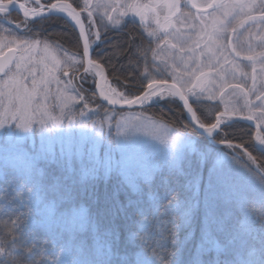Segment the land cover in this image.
<instances>
[{
    "label": "trees",
    "instance_id": "trees-1",
    "mask_svg": "<svg viewBox=\"0 0 264 264\" xmlns=\"http://www.w3.org/2000/svg\"><path fill=\"white\" fill-rule=\"evenodd\" d=\"M10 17L19 19L16 14H10ZM39 23H35L31 31L22 33L1 22L0 27L20 39L55 41L76 52L71 43L74 42L72 29L64 19L49 17L42 21L43 25L36 26ZM61 33L65 39H56ZM101 33L102 39L92 56L104 65L109 79L118 88L133 93L150 81L168 80L161 61L156 62L160 65L159 70L153 66L147 74L143 62L136 72L132 71L136 67L134 61L131 66L120 68L118 59L125 57L130 62L129 56L125 55L112 59V64L118 69L117 83L109 67L113 46L120 45L127 51V42L132 36L137 38V43L145 42V47L148 39L138 24L129 21L123 22L119 30L110 27L104 30L101 26ZM120 41L121 44L118 43ZM125 75L128 80H125ZM80 92L85 97V112L93 113L94 119L101 112H111L101 106L90 92ZM191 103L198 120L206 126L214 123L216 114L221 111L218 103L197 99ZM130 112L192 136L199 149L186 153L180 171L157 170L151 189L141 183V191L136 194L125 186L116 171L102 173L93 167L88 157L79 162L73 159L68 166L64 162H40L27 181L7 172L0 182V199L8 206L1 209L0 205V245L7 246L14 236L17 237L18 231L24 232L23 264H44V257L52 260L58 252H64L73 264H136L134 256L140 249L158 254L159 264H264V218L248 210L253 202L264 204V184L256 175L247 173V178L253 179L257 185L256 194L245 197L233 196L230 191L218 193L217 201L223 206L210 209L208 197H212L211 203H214L212 194L218 192L205 189L204 177L213 159L205 156L204 149L211 145L186 123L178 102L166 100ZM252 136L253 129L249 125L235 123L231 127H223L215 140L244 146L264 171V156L252 147ZM222 151L232 156L230 151ZM232 160L241 166L238 160ZM88 170L94 176L84 177ZM19 186L25 190L34 186L40 188L38 202L31 207L23 204L17 189ZM51 204L59 212L82 205L86 210L83 231L70 228L62 220H44L45 210ZM158 216L167 220L163 233L166 244L161 249L155 248L154 240L144 241L139 237L131 240V236L138 233L142 221L147 220L152 225Z\"/></svg>",
    "mask_w": 264,
    "mask_h": 264
},
{
    "label": "snow or ice",
    "instance_id": "snow-or-ice-1",
    "mask_svg": "<svg viewBox=\"0 0 264 264\" xmlns=\"http://www.w3.org/2000/svg\"><path fill=\"white\" fill-rule=\"evenodd\" d=\"M93 8L96 11H93ZM109 8L113 12L118 9L123 10L119 11L118 17H113L108 14ZM208 9H212V12H207ZM101 10H103L102 14ZM12 11L22 12L23 19L15 26L18 29L23 27L26 31H31L33 22L53 13L66 14L70 20L65 19V23L72 29L74 42L71 43L76 52L68 56V59L60 61L53 55L55 51L53 44L35 39H19L8 29H4L12 38L6 44L0 43V127L9 122H15L16 127L30 128L36 115L45 109V105L38 97L46 101L50 94L49 85L53 81L57 85L61 84L56 75L57 72H62L64 76L69 77L64 82L63 91L65 92L69 88L75 90L73 81L78 77L81 79L88 76L93 79L99 77L104 84H107L104 65L91 55L93 45L102 39L101 26L104 30H109V25L114 27L120 25L122 18L131 12L139 17L142 23L151 16L156 28L148 31L147 34L154 39L147 40V47H145V42L137 43V38L132 36L127 42V51L120 45L113 46L109 67L117 83H119L116 76L118 69L112 64V59L120 56L128 55L130 63L135 62L136 67L132 69L133 72H136L143 62L146 74L153 66L159 70L160 65L156 62L160 60L159 53L165 48L180 54H194L197 49H200L201 56L205 55L204 49H207L208 60L202 65L199 57L190 56L189 59L195 64L194 68L188 70V65L185 63V71L176 76L170 85L167 80H154L147 85V90H143L142 95H136L135 98H128L123 93L118 94L115 88L111 91L116 98H110L105 94L104 85L97 84L104 99L113 105L121 101L128 105L136 103L143 105L151 101L153 97H162L164 92H167L169 96H179L188 106L189 96H206L211 100L216 98L214 89L219 91L220 98H223L229 89H232L234 93L238 90L242 94L243 106L234 107L231 113H228L226 108L225 112L217 117L215 123H210L208 127L200 123L199 126L211 134L224 121L226 113L229 118L231 115H239L243 120L255 121L257 129L255 139L259 145L264 146V36L256 37L260 51L253 49L251 44L247 51H242L239 41V29L245 24L253 22L264 25V0H231V2L208 0L206 3H197V0H162L157 3L126 5L119 0H113V2L82 0V3L81 0H72L70 3L58 0L57 3L46 2L45 4H41V0H23L20 3L18 0H0V14H3V19L8 20L7 17ZM85 12L87 15L82 19V13ZM209 17H211L210 25ZM8 21L12 23L11 20ZM234 36L236 39L233 38ZM18 39L19 42H17ZM56 39L64 40L65 36L62 33L57 34ZM4 48H7V51H4ZM149 54H151V61ZM65 55L68 54L65 53ZM229 56L233 59L229 60ZM176 59L183 62L184 56L174 57L173 65H169L167 60L161 63L164 64L165 69L172 67L174 71H178ZM239 61L250 63L251 74L243 70ZM257 64H259V71ZM224 65H230V68L225 69ZM205 67L208 71L204 70ZM229 75L233 81H236L238 77L250 78L251 86L241 82H229ZM128 79L129 77L125 75V80ZM258 83L259 88H257ZM251 95H255V100L259 103H254L250 99ZM239 99L240 97H237V100ZM188 111H193L191 106H188ZM229 147L241 148L242 145L229 143ZM246 154L255 162L250 153ZM0 249H5L9 256L17 257L19 264H23L21 234L18 237L14 236L7 246L0 245Z\"/></svg>",
    "mask_w": 264,
    "mask_h": 264
},
{
    "label": "rangeland",
    "instance_id": "rangeland-1",
    "mask_svg": "<svg viewBox=\"0 0 264 264\" xmlns=\"http://www.w3.org/2000/svg\"><path fill=\"white\" fill-rule=\"evenodd\" d=\"M206 1L208 0H197V3H204ZM110 2H113V0H110ZM119 2L126 5L129 3H157L162 2V0H119ZM121 10L123 9H118L113 12L111 8H109L107 11L109 15L118 17L119 11ZM93 11H96V9L93 8ZM102 11L103 10H101V14ZM125 18L139 23L146 36L149 39H154L147 34L148 31L156 28V24L151 16L145 23H142L139 17L131 12L122 19ZM0 19L7 23H9L8 20H11L12 23L9 24L14 30L26 31L23 27L19 29L16 28L15 25L20 22L19 20L12 17H7L8 20H5L3 19V14H0ZM210 21L211 18L208 20L209 25ZM43 23L36 24V26H41ZM32 26L34 27V24ZM109 27L118 29L120 25L115 27L109 25ZM160 35H162V33H160ZM3 37H7V39H2ZM11 38L12 37L8 36V32L0 27V43L6 44ZM19 39L17 42H19ZM26 39L29 40V38ZM47 42L53 44L55 48L53 55H55L57 60L64 61L68 59V56L75 54L57 43ZM118 43L121 44V41ZM97 44L93 45V49ZM123 44L122 42V45ZM3 50L7 51V48ZM65 53L68 55L66 56ZM159 55V61L167 60L169 65H173L174 57L180 55L184 56L183 62L179 59L175 60V63L179 66L178 71H174L172 67L165 70L172 79L185 71V63L188 65V70L195 67V64L189 59L190 56H193L192 54L175 53L165 48ZM221 61L223 63V59H221ZM117 62L120 68L132 65L125 57L118 59ZM162 65L164 64L162 63ZM224 68L228 69L230 65ZM163 69H165L164 66ZM56 75L59 77L61 84L57 85L53 81L49 85L50 94L46 101L42 97H38L41 103L45 105V109L36 115L30 128L22 129L16 127L15 122H9L5 126L0 127V182L4 180L7 172H11L27 181L35 172L39 163L46 160L50 161V163L64 162V164L68 166L73 159L79 162L84 161V157H88L93 167H96L105 174L111 170L116 171L123 183L132 193H139L141 191V183L146 185L148 189H151L152 180L157 170L166 168L168 170L180 171L181 162L183 158H185L186 153L199 149L198 143L194 139L177 133L173 128L167 127L159 121L144 118L138 115V113L120 114L114 112H101V115L94 119L93 116H91L93 113L89 114L85 112L86 108L83 102L85 97L80 91H92L95 79L91 76L85 79L78 77L79 83L77 81L75 82V80L73 81L75 90L69 88L65 92L63 91L64 82H66L69 77L64 76L62 72H57ZM228 81L233 82L231 75H229ZM105 88L111 93V90L115 88L118 94L123 93L128 96V98H132L134 95V93L126 92L118 88L115 83L110 81L107 82ZM214 91L216 95L215 99L219 98L222 103L223 113L226 108L228 109V113H231L234 107L243 106L244 102L241 99L237 100L235 96V98H231L229 94L220 98L219 91L215 89ZM60 93H62V95H60ZM81 97H83V99H81ZM194 97L207 99L206 96ZM164 100L171 101L173 97H157L151 102L146 103L145 106ZM228 113H226L225 116H228ZM102 147L104 148L101 149ZM204 154L206 157L213 159V164L204 177L205 189L208 192L218 191L216 194H212L214 203H211L212 197H208V206L210 209H219L223 206L222 203L217 201L218 193L230 191V194L233 196L244 195L245 197L256 194L257 185L255 181L253 179H248L246 176L247 173L250 175V172L241 168V166H237L236 162L232 160L230 156L210 148H205ZM246 161L248 167H250L252 165L251 161L248 158ZM92 175L94 176V173L88 170L83 176ZM21 189L22 188L19 187L18 190L20 191L23 204L27 207H31L38 202L40 188L34 186L29 190ZM0 205L2 206L1 209L8 208L7 204L1 199ZM43 219L48 220V222H58L62 220L70 228L83 231L85 224V208L81 205L72 208L70 211L59 212L56 211L53 204H51L49 208L45 210ZM166 226L167 220L162 219L160 216L156 218L152 225L149 221L144 220L139 225L138 233L131 236V240L135 237H139L144 241L154 240L155 248L159 250L166 244L163 234ZM20 234L24 240L26 234L22 231H18L17 237ZM134 257L136 264L160 263L158 254L151 253V251L149 252L144 249H140ZM44 264L73 263L64 252H58L54 255L52 260L44 257Z\"/></svg>",
    "mask_w": 264,
    "mask_h": 264
},
{
    "label": "water",
    "instance_id": "water-1",
    "mask_svg": "<svg viewBox=\"0 0 264 264\" xmlns=\"http://www.w3.org/2000/svg\"><path fill=\"white\" fill-rule=\"evenodd\" d=\"M58 1H54L53 3H57ZM59 2H63V1H59ZM64 3H67V2H64ZM79 11V10H78ZM195 11V10H193ZM212 9H208L207 12H211ZM15 12L19 17H21L23 19V14L21 12H16V11H13ZM45 15H47V13H45ZM50 16H57V17H62L63 15L62 14H59V13H53L51 14ZM64 19H69L70 18H67L65 16H63ZM38 21V20H37ZM77 33H78V29H77ZM81 45H82V41H81ZM105 73H106V70H105ZM106 78H107V73H106ZM97 84H104V81H102L99 77H97L96 79V82H95V89H94V94L95 96L97 97L98 101L105 107L107 108H110V109H113V110H130V109H134V108H137L140 106L139 103H136V104H132V105H128L124 102L120 103V104H111L109 103V101L105 100L103 98V96L100 94V88L97 87ZM168 84L170 85L171 83L168 82ZM144 90H147V87L144 88ZM143 94V91L141 92L140 95ZM177 99L179 100V102L181 103V106H182V109H183V112H184V115H185V119L187 121V123L192 127V129L197 132L198 134L204 136L208 141H210L212 143V145L216 148H220V147H229V143L227 142H224V143H215L212 141V139L215 137V135L217 134V132L219 131V129L225 125H230L234 122H238V121H246V120H243L242 118H240V116H235V117H232L229 121H226V122H222L221 125L211 134H207L206 131L202 128H200V124L194 120L191 116V112L188 111V106H190V104L188 106H186L183 102V100H181L179 98V96H176ZM135 98V97H134ZM250 122L251 124H253L255 126V121H248ZM255 130L257 131L256 127H255ZM235 145V144H233ZM229 148H233V147H229ZM235 149H238V150H241L243 152L246 153V151L244 150V148H235ZM262 154H264V146H260V149H258ZM254 172L262 179V181L264 182V173L259 170L257 168V166L255 165L254 166Z\"/></svg>",
    "mask_w": 264,
    "mask_h": 264
},
{
    "label": "flooded vegetation",
    "instance_id": "flooded-vegetation-1",
    "mask_svg": "<svg viewBox=\"0 0 264 264\" xmlns=\"http://www.w3.org/2000/svg\"><path fill=\"white\" fill-rule=\"evenodd\" d=\"M206 2H208V1H206ZM206 2H204V3H206ZM228 2H231V0H228ZM184 10L186 11L187 9H184ZM256 14L258 15V13H256ZM210 18L211 17H209L208 20ZM257 36H264V25H257V24H254L253 22H249V23L245 24V26L243 28H240L239 29V41H240V44L242 46V51H247L249 44H251V46L253 47V49H255L256 51H260L261 49L259 47H257V45L259 43L258 40L256 39ZM145 37L147 39H149L147 36H145ZM233 38L236 39V36H234ZM200 52H201V50L200 49H197L194 54H192V53H189V54H192V55H194L196 57L199 56V59H200L202 65L203 64H206L207 63V60H208L207 49H204L205 55H203V56L200 55ZM224 55H228V54L227 53H224ZM228 58H229V60H232L233 59L231 56H229ZM214 63H215V60H214ZM239 63L243 67V70L244 71H246L249 74H251V65H250V63L248 61H239ZM221 64H223L222 61H221ZM217 67H219V65H217ZM224 67H228V65H224ZM192 68H194V67H192ZM257 69L259 71V64H257ZM204 70L205 71H208V69L206 67L204 68ZM233 82L246 83L247 86H249V87L251 86V79L250 78L238 77L237 80L236 81H233ZM259 87H260V85L258 83L257 84V88H259ZM228 94L230 95L231 98L240 97V99L243 101L242 94L238 90L234 93V91L232 89H229L224 94V96H226ZM190 97L191 96H189L188 98H190ZM199 99L201 101H209V99H204V98H202V99L199 98ZM250 99L253 102L255 101V103H259L258 101L255 100V95H251L250 96ZM211 100L214 101V102H216V103H219V100L220 99L217 98V99H211ZM219 105H220V103H219ZM242 147H244V146H242ZM254 160H255V158H254Z\"/></svg>",
    "mask_w": 264,
    "mask_h": 264
},
{
    "label": "clouds",
    "instance_id": "clouds-1",
    "mask_svg": "<svg viewBox=\"0 0 264 264\" xmlns=\"http://www.w3.org/2000/svg\"><path fill=\"white\" fill-rule=\"evenodd\" d=\"M248 210L264 218V204L253 202L249 205ZM0 264H19V259L14 256H9L5 249H0Z\"/></svg>",
    "mask_w": 264,
    "mask_h": 264
},
{
    "label": "bare ground",
    "instance_id": "bare-ground-1",
    "mask_svg": "<svg viewBox=\"0 0 264 264\" xmlns=\"http://www.w3.org/2000/svg\"><path fill=\"white\" fill-rule=\"evenodd\" d=\"M22 13V12H21ZM62 15H64V16H66V14H62ZM127 50V49H126ZM125 68V67H124ZM125 70V69H124ZM104 89H105V94L106 95H108L110 98H116L115 97V95L113 94V93H111L110 91H108L106 88H105V86H104ZM158 91L160 90L159 88L157 89ZM169 95H168V93L167 92H164V94H163V97L165 98V97H168ZM104 98V97H103ZM157 97H153L152 98V100H154V99H156ZM151 100V101H152ZM151 101H148V102H145L144 104H146V103H149V102H151ZM122 102V101H121ZM192 116H193V118H194V115L192 114ZM208 133V132H207ZM257 142V141H256ZM258 143V142H257Z\"/></svg>",
    "mask_w": 264,
    "mask_h": 264
}]
</instances>
